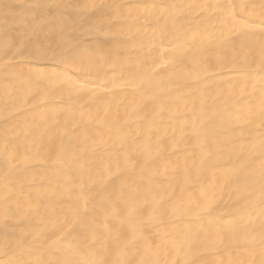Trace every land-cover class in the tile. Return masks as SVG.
<instances>
[{"label":"bare ground","instance_id":"bare-ground-1","mask_svg":"<svg viewBox=\"0 0 264 264\" xmlns=\"http://www.w3.org/2000/svg\"><path fill=\"white\" fill-rule=\"evenodd\" d=\"M0 264H264V0H0Z\"/></svg>","mask_w":264,"mask_h":264}]
</instances>
